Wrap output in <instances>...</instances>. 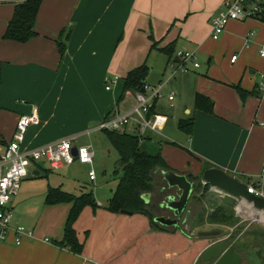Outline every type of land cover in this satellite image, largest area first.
<instances>
[{
  "label": "crops",
  "instance_id": "1",
  "mask_svg": "<svg viewBox=\"0 0 264 264\" xmlns=\"http://www.w3.org/2000/svg\"><path fill=\"white\" fill-rule=\"evenodd\" d=\"M226 1L44 0L35 26L37 36L21 44L3 39L18 0H0V110L8 112L13 119L10 139L2 136L0 144L13 139L18 120L30 115L33 108H38L40 122L29 127L24 150L65 138L76 137L74 141L77 140L79 136L74 134L73 127L64 123L61 128L51 125L56 120L46 100L39 102L40 105L21 101L26 99L24 95H46L47 99L49 93L44 85L54 71L60 73L58 84L64 90L67 87L73 93L77 80L85 86V100L98 108L85 111L81 128L96 125L94 129L98 130V125L112 113L127 111L136 104V93L127 92L121 98L124 79L130 71L148 65L154 56L166 79L170 64H180L178 53L192 52L196 57L198 54L206 56L208 68L201 73L197 72L200 65L192 71L188 66L189 70L176 84H180L177 105L183 103L188 116L180 118L178 124L193 118L194 128L192 135L185 133L187 140L182 143L169 138L164 144L160 141L161 154L170 172L187 178L188 175L199 177L208 168L216 167L243 183L238 176L257 178L264 183V90L260 88L264 79V57L260 55L264 50V23L256 19L231 22L222 37L213 40L211 20L224 9ZM60 41L66 45L64 55L59 52ZM154 43L157 49H152ZM168 46L174 48L172 58L162 51ZM233 56H238L235 63L231 62ZM190 72L192 74H188ZM107 83L111 84L110 90ZM182 83H186L185 91ZM146 84L155 86L157 83L146 81ZM100 85L104 86L101 94L105 97L96 103L99 98L93 95L94 87ZM237 87L245 93L241 94ZM197 94L214 102L212 114L195 109ZM177 97L175 93L173 102L167 98L170 110L177 107ZM162 99L163 96L157 101L154 112L159 117L160 129L157 133L151 132L144 141H149L148 146L152 148L155 143L152 134L162 135L170 121V116L159 107ZM189 104L191 109L188 110ZM128 133L135 134L132 128ZM205 164L209 167L204 171ZM36 170L39 178L43 169L32 167V175ZM45 171L54 172L49 168ZM50 188L63 191L61 187ZM247 205V202L242 204V208L248 213L255 212ZM72 206L67 203L45 205L38 223L26 227L34 231L36 239H25L19 247L13 244L12 238L8 243L0 242V264H145L141 256L146 254V238L156 241L157 237L164 236L173 242L177 236V233L155 230L145 215L136 214L134 217H141L136 219L132 214H114L107 208L98 210L102 207L98 204L97 210L92 209V212H89L91 207H86L75 223L78 238L84 244L82 254L77 255L58 244L64 237ZM256 214L264 216V213ZM132 219H136L133 227ZM81 221L83 227L79 229ZM14 224L20 225L17 221ZM45 239L52 243H45ZM213 243L202 249L198 257ZM197 261L196 257L194 262Z\"/></svg>",
  "mask_w": 264,
  "mask_h": 264
},
{
  "label": "rangeland",
  "instance_id": "2",
  "mask_svg": "<svg viewBox=\"0 0 264 264\" xmlns=\"http://www.w3.org/2000/svg\"><path fill=\"white\" fill-rule=\"evenodd\" d=\"M157 49V45H156ZM196 63H198L201 68L197 72L203 73L207 70L208 58L203 54H198L196 58ZM195 62H190L188 64L190 71L195 70ZM179 64H175L177 67ZM150 67L147 80L150 83H157L155 87H163L161 91V96L163 99L159 103V107L163 108V112L170 116V121L168 126L162 135L152 134L153 141L155 142L154 147H149V141L142 144V148L151 153L158 154L161 152L160 146L163 142H168L169 139L172 141L180 142L187 140V135L181 132L178 129V121L181 118L188 117L186 110L184 109L183 103H178L180 98L178 84L180 81L179 78L184 77L182 74L175 73V77H172L174 69H172V64L169 66V75L164 79L160 73L158 67V59L151 57L148 62ZM193 68V69H192ZM56 70V69H53ZM51 71V70H50ZM192 74V72L188 73ZM187 74V76H189ZM60 73L54 71V74L50 73L49 81L44 85V89L49 93L48 98L46 95H36V96H26L22 98L27 103L34 104L37 103L40 105L45 101L47 103V108L50 110L51 115L56 121L51 125L54 128L59 127L64 124L73 127L74 134L78 135L74 145L77 146H90L93 145L96 158L92 165H82L78 162L71 166H66V169L54 171L52 173H47L49 167L45 163H38L34 165L35 167L43 169L41 176L35 177L32 174L29 175L27 179L22 184V190L20 197L13 202V211H14V221H17L20 225L25 227L33 226L38 223L41 217H43V210L46 205V197L50 187H61L63 191L76 196H81L83 193L92 192L96 199L97 205H101L98 210H106L109 200L113 197L116 185L121 176L115 175L114 171L119 162L120 156L118 152L112 147L110 142L106 139L105 134L102 131L105 130H95L96 126H88L86 128H81L84 126V113L87 109H97L93 104H89L85 98L84 93L86 91L85 86L77 80L74 82V91H71L66 87V90L63 89L62 85L58 84V77ZM159 79H163L162 83H159ZM148 84V83H147ZM104 86H95L93 95L99 98L96 103H100L105 95L103 93ZM182 89L186 90V83H182ZM172 92L177 94V100L174 110H170L167 98ZM23 102V103H25ZM88 103V104H87ZM18 105V104H17ZM92 105V108L91 106ZM24 106V105H23ZM191 109L189 104L188 110ZM108 116L105 120H107ZM104 121V120H103ZM102 121V122H103ZM101 122V123H102ZM100 123V124H101ZM99 124V125H100ZM13 128V119L8 112L0 110V138L5 136L6 139H10L11 131ZM58 128V132L60 129ZM90 131L89 134L87 132ZM151 132H148L147 136ZM169 138V139H168ZM162 141V142H160ZM148 147V148H147ZM30 170L32 169L29 168ZM94 171L96 174L97 180L92 182L89 179V172ZM244 183L248 184H257L259 179L257 178H245L238 176ZM202 183L203 175L201 176ZM204 185V183H203ZM180 192L177 190L165 191L164 197L167 196H180ZM206 195L204 199L203 207L208 215L213 212V205L215 202L219 204H227L231 202L233 204L234 216L237 220L235 226L226 227L222 225H211L205 224L203 226L194 227L190 225L180 224V228H184V232L178 229L176 238H173L171 242L170 239L166 237H157V240L146 238V250L142 254L141 258L145 260V264H194L196 257L198 258L197 263L195 264H216V262L211 261L205 263L202 261V256L200 258L198 255L202 252L208 244L217 243L219 241L225 240L230 244H235L236 247L240 248L243 254V264H264V222H261L259 219H254V217L248 216V212H242L241 209H237L238 202L229 197H223L222 195L216 194L211 190L202 189L199 195ZM211 197V198H210ZM210 198V199H209ZM165 200V199H164ZM206 200H210L209 202ZM92 207L89 208V212H92ZM197 210V206L194 204L192 210ZM97 210V209H96ZM155 215L164 216L166 218H173L172 213L169 210L162 209L156 210ZM133 218H141L136 216ZM46 220L48 217H44ZM132 217H129L131 219ZM131 221V227L135 226L134 220ZM78 225V228L83 227L81 224ZM149 224H151L150 219L148 218ZM148 222L146 225H148ZM144 225V224H143ZM149 226V225H148ZM184 226V227H183ZM205 231H220L221 235L218 237H200L197 233ZM84 235V234H83ZM82 239H85L82 236ZM213 243V244H214ZM201 250V251H200ZM200 251V252H199ZM242 256V255H241Z\"/></svg>",
  "mask_w": 264,
  "mask_h": 264
},
{
  "label": "trees",
  "instance_id": "3",
  "mask_svg": "<svg viewBox=\"0 0 264 264\" xmlns=\"http://www.w3.org/2000/svg\"><path fill=\"white\" fill-rule=\"evenodd\" d=\"M44 0H18L15 4L14 15L8 24L7 30L3 39L16 43L25 44L37 36L35 29L38 14ZM264 23V12L257 18ZM65 31L62 33L64 34ZM59 52L64 55L66 45L64 41H60ZM152 49H156L154 43ZM162 51L169 57L174 56V48L168 46ZM150 68L144 64L132 71H130L124 79L123 96L127 92L137 93L142 91L147 85L146 80ZM240 93L245 91L240 89ZM195 109L208 114L214 112V102L207 96L197 94L195 97ZM155 109L151 114H154ZM179 130L192 135L194 128V119L189 118L181 120L178 124ZM104 132L107 140L112 147L118 152L120 159L114 171L115 175H120L116 185L113 197L109 200L107 210L114 214H122L123 211H128L132 215L142 214L147 216L151 225L155 230L164 232L176 233L178 229L184 232L185 230L179 227H162L159 223L155 222L157 216L156 210L164 209L163 202L168 196L164 197L165 191H173L163 183V173L171 171L167 162L163 158L161 152L158 154H151L142 148V144L146 140H142L136 134L128 132L117 131H102ZM174 145V144H172ZM208 164L204 165V171L207 169ZM189 181L193 184V193L189 201L188 209L189 217L186 219L185 225H192L194 227H201L205 224L222 225L226 227L235 226L237 220L233 212V204L231 202L219 204L215 202L213 205V212L206 214L203 207L206 195H199L202 189L210 190L209 185H203L201 176L193 177L188 175ZM170 196V195H169ZM146 198H149L147 202ZM211 198V197H210ZM209 198V199H210ZM230 198V197H229ZM233 199V198H232ZM210 201V200H206ZM62 203L73 204L68 215L64 237L61 242H58L62 248L69 249L72 253L80 255L84 250V244L80 242L77 232L74 228L75 223L78 221L80 215L86 207L97 209L98 205L94 194L92 192L75 196L73 194L62 191L60 188H50L46 197V205H58ZM197 206V210H192L193 205ZM201 232V231H200ZM199 232V233H200Z\"/></svg>",
  "mask_w": 264,
  "mask_h": 264
},
{
  "label": "built area",
  "instance_id": "4",
  "mask_svg": "<svg viewBox=\"0 0 264 264\" xmlns=\"http://www.w3.org/2000/svg\"><path fill=\"white\" fill-rule=\"evenodd\" d=\"M264 12V0H228L224 4V9L213 16L211 20L213 40H219L225 33L226 28L231 22H244L259 17ZM264 57V50L260 52ZM180 64L176 67L172 64L174 73H185L190 62H195L194 67L198 68L196 55L192 52H179ZM238 56H233L231 62L235 63ZM118 81V78L116 79ZM260 88L264 90V79L260 82ZM111 89V84L107 83V90ZM163 87L146 85L143 90L136 93V104L124 112H114L107 120L98 125V130L128 132L132 128L137 136L142 140L148 132L157 133L160 129L159 117L151 114L156 108L157 101L161 97ZM175 93H171L169 100L173 102ZM40 122L38 108H33L32 113L22 116L16 125L13 139L7 144H0V242L8 243L11 238L15 246H21L25 239L35 240L34 231L27 229L23 225L14 224L13 201L19 195L22 184L32 174L34 165L45 163L52 171H60L66 166H71L76 162L82 165H92L96 158L95 149L92 146H80L77 148V156L73 154L75 148L73 142L76 137L65 138L53 143L43 145L32 150H24L26 134L29 127L38 125ZM264 177V174H263ZM91 181L96 180L94 171L89 172ZM204 185H208L203 182ZM210 190L223 197L233 198L238 202L237 209H241L246 201L234 198L220 189L211 188ZM248 192L258 197L264 198V183L252 184L248 186ZM250 207V205H247ZM245 213L248 210H243ZM254 217V216H253ZM256 220V219H255ZM45 243H52L50 239H45Z\"/></svg>",
  "mask_w": 264,
  "mask_h": 264
},
{
  "label": "water",
  "instance_id": "5",
  "mask_svg": "<svg viewBox=\"0 0 264 264\" xmlns=\"http://www.w3.org/2000/svg\"><path fill=\"white\" fill-rule=\"evenodd\" d=\"M141 93H144V90ZM73 154L77 156L76 147L73 149ZM33 176L38 177L39 171H34ZM203 180L211 188L220 189L234 198L246 201L255 212L264 213V198L250 194L245 183L228 174L225 170L216 167L208 168L204 172ZM163 183L169 189H177L181 194L178 198L176 196H168L162 205L166 209L171 210L174 217H157L155 222L164 227H179L193 193V184L187 176L170 171L163 173ZM146 200L149 202L150 199L146 198ZM122 214L131 215L132 213L123 211ZM258 217L256 214L254 219H259ZM220 235V231H205L198 234L200 237H218ZM202 261L205 263L214 261L216 264H242L243 258L236 252L234 245L222 240L205 249L202 254Z\"/></svg>",
  "mask_w": 264,
  "mask_h": 264
},
{
  "label": "flooded vegetation",
  "instance_id": "6",
  "mask_svg": "<svg viewBox=\"0 0 264 264\" xmlns=\"http://www.w3.org/2000/svg\"><path fill=\"white\" fill-rule=\"evenodd\" d=\"M210 187V186H209ZM187 209H188V207H187ZM187 209H186V212H185V214H184V216L182 217V219H181V221H180V224H183V225H185V222H186V219L189 217V212L187 211ZM180 226V225H179ZM184 227V226H183ZM184 229V228H183ZM182 231V230H181ZM197 234H199V233H197ZM230 245H234L235 246V248H236V252H238L240 255H242V257H243V254H242V251L240 250V248H238V247H236V245L235 244H230ZM244 263V262H243ZM242 263V264H243Z\"/></svg>",
  "mask_w": 264,
  "mask_h": 264
},
{
  "label": "bare ground",
  "instance_id": "7",
  "mask_svg": "<svg viewBox=\"0 0 264 264\" xmlns=\"http://www.w3.org/2000/svg\"><path fill=\"white\" fill-rule=\"evenodd\" d=\"M255 212H250V213H248V216H250V217H253V216H255ZM259 217V220L261 221V222H264V216H262V215H258Z\"/></svg>",
  "mask_w": 264,
  "mask_h": 264
}]
</instances>
